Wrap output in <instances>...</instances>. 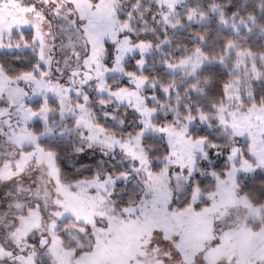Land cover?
<instances>
[{"label": "snow or ice", "instance_id": "snow-or-ice-1", "mask_svg": "<svg viewBox=\"0 0 264 264\" xmlns=\"http://www.w3.org/2000/svg\"><path fill=\"white\" fill-rule=\"evenodd\" d=\"M0 264H264V0H0Z\"/></svg>", "mask_w": 264, "mask_h": 264}]
</instances>
